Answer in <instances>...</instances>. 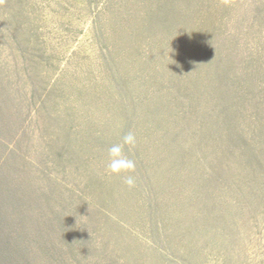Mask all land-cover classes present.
Masks as SVG:
<instances>
[{
  "label": "rangeland",
  "instance_id": "rangeland-1",
  "mask_svg": "<svg viewBox=\"0 0 264 264\" xmlns=\"http://www.w3.org/2000/svg\"><path fill=\"white\" fill-rule=\"evenodd\" d=\"M18 1L35 75L55 85L54 108L75 107L83 137H136L125 147L134 172L108 185L117 201L105 207L114 216L103 225L108 256L264 264V0ZM210 28L213 40L200 36ZM0 57L2 87L13 93L9 40ZM98 142L108 157L109 142ZM130 174L153 193L149 210L125 197Z\"/></svg>",
  "mask_w": 264,
  "mask_h": 264
},
{
  "label": "trees",
  "instance_id": "trees-1",
  "mask_svg": "<svg viewBox=\"0 0 264 264\" xmlns=\"http://www.w3.org/2000/svg\"><path fill=\"white\" fill-rule=\"evenodd\" d=\"M23 9L18 0H0V50L11 42L10 70L15 73L13 93L4 91L0 78V264H127L108 256L109 242L103 241L104 219H114L105 207L117 203L108 186L113 174L105 171L109 157L98 140L108 141L109 148L115 137L99 129L83 137L73 124L75 107L66 115L54 108L59 104L55 85L40 86L34 42L30 33L22 35ZM212 29L199 31L200 36L213 40L217 32ZM193 34L199 36H188L197 37ZM16 78L25 79L28 89L17 87ZM127 192L125 197L136 196L142 207L152 206L153 193L136 179Z\"/></svg>",
  "mask_w": 264,
  "mask_h": 264
},
{
  "label": "clouds",
  "instance_id": "clouds-1",
  "mask_svg": "<svg viewBox=\"0 0 264 264\" xmlns=\"http://www.w3.org/2000/svg\"><path fill=\"white\" fill-rule=\"evenodd\" d=\"M135 143V135L129 132L123 136L121 142L114 143L108 148L109 161L107 167L112 174L119 175L121 173L134 172L136 162L125 154V147L134 146ZM124 182L129 187H133L135 185V178L131 175L126 176Z\"/></svg>",
  "mask_w": 264,
  "mask_h": 264
}]
</instances>
